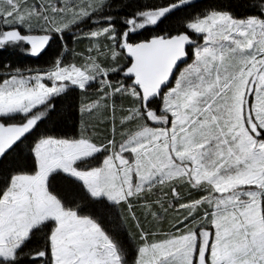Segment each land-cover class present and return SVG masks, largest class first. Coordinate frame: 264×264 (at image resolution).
Instances as JSON below:
<instances>
[{
  "label": "snow or ice",
  "instance_id": "6c2138e0",
  "mask_svg": "<svg viewBox=\"0 0 264 264\" xmlns=\"http://www.w3.org/2000/svg\"><path fill=\"white\" fill-rule=\"evenodd\" d=\"M0 57V264H264V0H0Z\"/></svg>",
  "mask_w": 264,
  "mask_h": 264
},
{
  "label": "trees",
  "instance_id": "16d2710c",
  "mask_svg": "<svg viewBox=\"0 0 264 264\" xmlns=\"http://www.w3.org/2000/svg\"><path fill=\"white\" fill-rule=\"evenodd\" d=\"M2 60H3V57H0V61H2ZM29 63H31V64H35V63L43 64V61L42 60L41 61H37L34 58L32 61H29Z\"/></svg>",
  "mask_w": 264,
  "mask_h": 264
}]
</instances>
